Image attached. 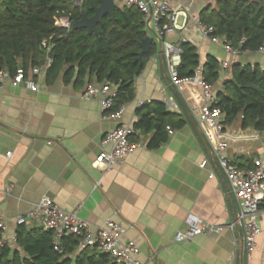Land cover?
Wrapping results in <instances>:
<instances>
[{"label":"crops","instance_id":"obj_1","mask_svg":"<svg viewBox=\"0 0 264 264\" xmlns=\"http://www.w3.org/2000/svg\"><path fill=\"white\" fill-rule=\"evenodd\" d=\"M114 1L125 6L122 0ZM215 2L201 0L191 13L199 18L201 11ZM187 5L188 0H171L174 12L185 11ZM167 40L192 43L202 63L210 55L227 62L228 67H221L220 80L213 85L216 97L231 77V65L264 67V54L228 53L191 23ZM154 44V52L135 79V98L124 104L122 117L112 113L105 120L99 98H82L88 80L76 84L65 83L62 76L54 82L45 78L38 80L39 92L5 84L0 91V241L5 245L17 248V217L49 197L62 210L76 212L94 230L108 220L126 228L123 241L138 248L133 257L139 264H264V236L257 239L247 257L242 229L229 228L236 221L238 205L217 169L205 134L208 127L199 122L203 89L189 79L176 86L155 40ZM171 98L180 106L181 112L175 113L186 122L182 127L175 125L164 143L151 148L154 133L134 129L133 140L142 142V149L129 154L108 173L94 166L109 131L122 123L134 128L142 106L165 105L164 101ZM224 137L232 163L242 158L244 169L264 164V132L244 129L240 119L225 128ZM211 173L215 174L212 179ZM262 208L260 221L264 224ZM194 217L223 231L176 242V233L185 231L186 220ZM26 225L39 227L35 221Z\"/></svg>","mask_w":264,"mask_h":264},{"label":"trees","instance_id":"obj_2","mask_svg":"<svg viewBox=\"0 0 264 264\" xmlns=\"http://www.w3.org/2000/svg\"><path fill=\"white\" fill-rule=\"evenodd\" d=\"M98 5L99 0H85L82 8L75 7L73 0H0V69L14 76L19 69L43 66V42L48 41L53 48L47 82L62 76L65 83H109L116 88L114 110L133 101L135 79L154 52L152 48L142 62L138 61L140 45L148 36L144 15L135 6L116 5L114 17L106 16L97 27L98 33L73 29L84 15L92 17L93 7ZM60 15L70 16L71 30L56 26L55 17ZM199 19L242 53L257 52L264 43V0H216L201 11ZM181 48L180 79L193 78L201 67L207 84L218 83L222 63L217 58L210 55L202 63L192 43L183 42ZM229 69L231 77L224 81L213 105L223 114L224 128L241 119L244 129L264 132V67L234 64ZM138 114L140 120L134 129L154 133L151 148L167 140L168 127H182L186 122L161 103L145 104ZM241 159L238 167L243 168ZM16 244V249L3 246L0 264H112L107 254L78 250L74 237L63 240V253L56 252L53 232L42 227L19 225Z\"/></svg>","mask_w":264,"mask_h":264},{"label":"built area","instance_id":"obj_3","mask_svg":"<svg viewBox=\"0 0 264 264\" xmlns=\"http://www.w3.org/2000/svg\"><path fill=\"white\" fill-rule=\"evenodd\" d=\"M126 6H135L141 10L147 32L154 31L158 39L162 41L163 58L169 71L172 82L180 86L184 79L179 78L178 68L182 63L181 40L180 43H172L167 39L174 36L178 31L183 30L189 23L194 24L202 35L216 44H222L226 52L240 54L241 51L233 49L230 44L221 37L214 35L215 29L212 26L203 24L199 18L191 13V8L201 0H188V5L183 12H174L171 0H122ZM85 0H73L77 8H82ZM183 15V21L179 18ZM55 24L66 30L72 29L70 16L60 15L55 17ZM46 48V60L43 66H33L27 71L19 69L14 76L5 70L0 69V91L6 83L13 88L27 86L32 92L40 91V81L47 76L48 69L52 64L51 51L53 45L48 41L43 42ZM264 54V43L258 50ZM222 67L227 68V62H222ZM195 83H199L203 89V105L199 112L200 125L207 126L205 134L210 142L216 158L218 171L224 176L229 193L236 200L238 213L235 223L229 225L230 229L239 226L242 229L243 251L246 256H250L256 247L257 239L264 236V224L260 217L264 205V164L258 163L253 169H242L232 163L228 157V144L224 137L225 128L223 125V114L219 108L213 105L217 102V97L213 85L204 81L202 68H198L193 78ZM116 88L109 83L92 82L88 84L82 94L84 100L90 101L99 98L102 117L108 120L112 113L122 117L125 112V105H121L114 110ZM169 112H181L180 106L171 98L164 101ZM210 130V131H209ZM169 133L172 129L168 127ZM207 131V132H206ZM134 128L128 123H122L109 131L101 142V151L94 161V166L108 173L114 170L131 153L142 149L143 143L133 140ZM11 154H9L10 156ZM204 162L201 167L205 168ZM211 173L209 178H214ZM37 222L39 227L50 230L54 234V249L63 253L62 242L67 237H74L77 241V249L96 250L107 254L112 264H139L133 257L138 253V248L131 242H124L126 228L108 220L105 226L94 230L89 222L81 219L75 212L69 213L59 208L52 199L43 197L36 203L33 209L25 215L17 217V224L23 225L28 222ZM187 229L179 231L175 235V241L188 242L195 237L209 234L211 232L221 233L222 227L207 224L201 218L194 217L186 220ZM3 225L0 220V229ZM5 244L0 241L1 249Z\"/></svg>","mask_w":264,"mask_h":264},{"label":"water","instance_id":"obj_4","mask_svg":"<svg viewBox=\"0 0 264 264\" xmlns=\"http://www.w3.org/2000/svg\"><path fill=\"white\" fill-rule=\"evenodd\" d=\"M116 4L114 0H99V5L93 7L94 15L92 17H87L84 15L82 19L74 24L73 29H86L90 34L98 33L97 27L98 25L103 23V20L106 16L114 17ZM151 36H147L141 43V52L139 54L138 61L142 62L143 57L148 55L152 50L154 44V40L158 43L159 50L163 56V43L158 39L157 35L154 31H149ZM157 127V126H156Z\"/></svg>","mask_w":264,"mask_h":264},{"label":"rangeland","instance_id":"obj_5","mask_svg":"<svg viewBox=\"0 0 264 264\" xmlns=\"http://www.w3.org/2000/svg\"><path fill=\"white\" fill-rule=\"evenodd\" d=\"M208 1V0H207Z\"/></svg>","mask_w":264,"mask_h":264}]
</instances>
